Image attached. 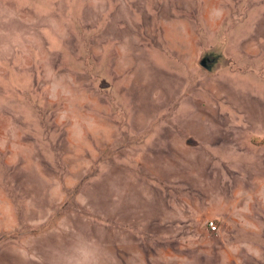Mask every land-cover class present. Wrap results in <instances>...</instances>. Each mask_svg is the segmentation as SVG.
I'll use <instances>...</instances> for the list:
<instances>
[{"label": "rangeland", "instance_id": "1", "mask_svg": "<svg viewBox=\"0 0 264 264\" xmlns=\"http://www.w3.org/2000/svg\"><path fill=\"white\" fill-rule=\"evenodd\" d=\"M0 264H264V0H0Z\"/></svg>", "mask_w": 264, "mask_h": 264}, {"label": "built area", "instance_id": "2", "mask_svg": "<svg viewBox=\"0 0 264 264\" xmlns=\"http://www.w3.org/2000/svg\"><path fill=\"white\" fill-rule=\"evenodd\" d=\"M207 225H208V228L210 229V230H216V224L212 221V220H210V221H208V223H207Z\"/></svg>", "mask_w": 264, "mask_h": 264}]
</instances>
